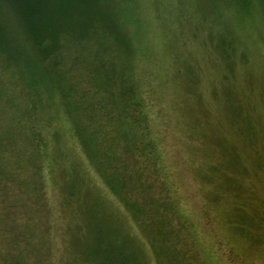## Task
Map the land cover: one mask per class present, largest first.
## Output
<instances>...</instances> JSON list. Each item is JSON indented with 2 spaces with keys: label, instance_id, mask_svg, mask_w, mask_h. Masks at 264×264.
Listing matches in <instances>:
<instances>
[{
  "label": "rangeland",
  "instance_id": "374dc122",
  "mask_svg": "<svg viewBox=\"0 0 264 264\" xmlns=\"http://www.w3.org/2000/svg\"><path fill=\"white\" fill-rule=\"evenodd\" d=\"M136 1L146 56L135 52L137 88L118 96V132L141 109L133 91L151 119L145 149L133 134L121 152L124 177L110 154L87 159L62 114L59 143L36 129L31 94L0 72V264H264V13ZM76 72L95 123L113 126L107 94Z\"/></svg>",
  "mask_w": 264,
  "mask_h": 264
},
{
  "label": "trees",
  "instance_id": "16d2710c",
  "mask_svg": "<svg viewBox=\"0 0 264 264\" xmlns=\"http://www.w3.org/2000/svg\"><path fill=\"white\" fill-rule=\"evenodd\" d=\"M211 1L219 18L231 10L235 12L238 6L246 10L251 7L257 14L264 13V0ZM256 1L260 7L255 6ZM136 6V0H0V72L6 73L9 82L23 88L19 92L26 90L31 94L34 103L28 105L37 111L34 115L36 129L48 130L54 144L59 143L61 132L55 129L58 128L55 118L62 114L66 129L87 159L98 160L101 154H110L115 167L113 175L119 169L122 177L129 167L122 162L121 152H130L128 141L134 138L133 134H137L135 138L145 149L147 134L143 133V127L151 119L140 92L135 95L133 91L128 96L141 109L134 110L132 129L118 132L126 119L119 114L118 100L122 98L118 96L126 100L124 92L132 86L137 88L138 79L132 75L137 62L135 52L146 56L144 44L139 39L143 29ZM254 14L251 12L247 16L252 19ZM226 22L231 27L232 21ZM230 27L226 44H221L225 55L229 56L234 48L235 34ZM79 69L88 76L85 87L94 85L96 90L107 94L110 108L99 110L118 122L112 121L114 127L102 125L101 118L95 123L93 100L84 101L83 94L77 89L81 85V82L76 85L75 80ZM143 92L146 96L149 89L144 88ZM126 106H122L123 113ZM55 107H58L57 115ZM41 121L45 126L42 127ZM133 129L135 131L131 132ZM99 173L109 190L116 193L118 186L114 183L117 178ZM201 261L205 264L204 259Z\"/></svg>",
  "mask_w": 264,
  "mask_h": 264
}]
</instances>
